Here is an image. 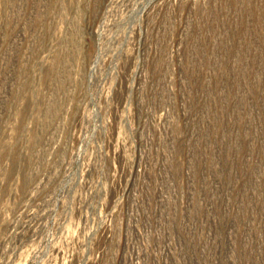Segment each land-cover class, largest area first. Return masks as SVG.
<instances>
[{"label":"rangeland","instance_id":"obj_1","mask_svg":"<svg viewBox=\"0 0 264 264\" xmlns=\"http://www.w3.org/2000/svg\"><path fill=\"white\" fill-rule=\"evenodd\" d=\"M0 264H264V0H0Z\"/></svg>","mask_w":264,"mask_h":264}]
</instances>
